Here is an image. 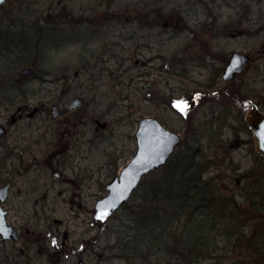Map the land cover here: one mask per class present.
Returning <instances> with one entry per match:
<instances>
[{
	"label": "rangeland",
	"instance_id": "374dc122",
	"mask_svg": "<svg viewBox=\"0 0 264 264\" xmlns=\"http://www.w3.org/2000/svg\"><path fill=\"white\" fill-rule=\"evenodd\" d=\"M8 28L22 44L0 53V123L8 127L0 134V185L14 177V168L30 170L16 175L4 203L20 238L4 242L0 256L22 264H76L80 257L91 264H191L156 248L129 251L128 207L102 225L93 217L105 184L136 151L138 120L152 115L184 142L200 140L209 161L205 177H215L220 190L250 212L245 241L219 234L212 258L202 264H259L264 255L253 243L264 240V156L242 120L247 100L264 105V0H7L0 5V29ZM233 51L252 58L230 83L219 73ZM26 66L32 75L20 74ZM76 95L85 100L76 112L89 115L92 140L81 145L84 158L71 153L66 173L77 169L91 177L71 198L59 192L51 172L33 165L54 148L47 144L52 133L74 128L51 116L52 104L66 109ZM177 99L188 101L187 114L173 105ZM25 104L43 107L8 124ZM91 117L109 126L99 128ZM253 182L262 192L249 204L240 191Z\"/></svg>",
	"mask_w": 264,
	"mask_h": 264
},
{
	"label": "trees",
	"instance_id": "16d2710c",
	"mask_svg": "<svg viewBox=\"0 0 264 264\" xmlns=\"http://www.w3.org/2000/svg\"><path fill=\"white\" fill-rule=\"evenodd\" d=\"M51 28L45 30L51 31ZM34 29L40 31L41 26ZM17 41H11L7 46L19 47L22 43ZM29 44L31 49L39 48L35 42ZM203 146L198 139L183 140L167 163L146 176L131 201L124 204V209L129 208L130 216V232L126 233L125 244L129 251L146 249L139 252L143 253L156 248L168 258L202 264L206 258H212L210 253L217 247L213 239L219 234L227 237L235 234L238 243L245 241L242 238L246 225L244 217L249 211L242 209L234 194L223 193L215 177H205L209 161ZM255 183L243 185L240 191L249 204L257 201L256 195L262 192ZM250 192H253L251 196ZM169 244H172L170 248ZM253 247L259 255H264L260 251L264 248V240L260 245L254 241ZM257 262L264 264V257H258ZM0 264L22 263L4 255L0 256Z\"/></svg>",
	"mask_w": 264,
	"mask_h": 264
},
{
	"label": "water",
	"instance_id": "95a60500",
	"mask_svg": "<svg viewBox=\"0 0 264 264\" xmlns=\"http://www.w3.org/2000/svg\"><path fill=\"white\" fill-rule=\"evenodd\" d=\"M5 0H0L2 4ZM249 56L243 52H234L226 67L224 77L232 78L237 72L242 71ZM30 68L22 70L23 75L30 74ZM83 102L81 97H75L70 104V108ZM251 103L246 120L253 131L257 150L264 155V107L260 108L257 104ZM37 109L35 108L34 111ZM53 115L56 116L60 111L58 105L52 107ZM106 123V122H105ZM105 126V124H103ZM4 132V127L0 125V133ZM137 150L131 160L122 168L119 174L107 183V194L97 200L95 205L94 217L103 222L109 218L137 188L143 176L166 163L169 156L180 143V135L175 130L166 127L159 119L153 116H145L140 119L136 131ZM9 184L0 187V244L6 239H16L18 233L16 228L8 224L6 220L7 210L3 208L1 202L8 195ZM101 219V214L105 213ZM78 264H88L83 259Z\"/></svg>",
	"mask_w": 264,
	"mask_h": 264
},
{
	"label": "flooded vegetation",
	"instance_id": "af4514ba",
	"mask_svg": "<svg viewBox=\"0 0 264 264\" xmlns=\"http://www.w3.org/2000/svg\"><path fill=\"white\" fill-rule=\"evenodd\" d=\"M226 62L224 64H226ZM42 107L43 105L40 106V110H42L41 109ZM27 110H28V107L24 108L23 116L26 114ZM77 115L79 114L76 112V109H73V110H68L67 108L62 109V113L58 117L62 116L61 120L64 121L68 125H74V128L69 127V128H63L62 130H58V137H56L55 134L52 133L50 136L51 139L47 140V144L49 146H54V148L52 149L50 153L45 155L42 159H38L35 157L34 158L35 163L33 165V167H35L36 170H39V168H43L44 170H48L49 172H51L52 178H53L52 180L54 181V184L56 182H60V184L62 185L63 189L59 190V192L61 193L63 191L64 192L66 191L71 196V198L72 196L80 193L79 191H77V189L81 187V183L84 182L85 178L89 180L91 177V175H89L87 171L86 173L82 171H78L73 165H72L73 166L72 169L74 168L76 169V171L72 173V176H69L66 173V169L69 166H65V162L67 164L68 161H71L69 159V157H72L71 153H73V151H76V153H79L78 156H74L73 159H76L80 156L84 158L81 145L82 144L88 145L90 144V141L92 140L91 137L87 135L88 121L86 120V118L89 115L81 114L79 115V117H77ZM23 116H20V117H23ZM91 119L96 124V119H101V118L91 117ZM12 120H13V124H15V122L17 121L15 116L12 117ZM78 127L82 129H77ZM7 132H8V128H7ZM61 161H64V162L61 163ZM37 165H40V166H37ZM29 170H30V166H26V167L21 166L18 169L14 168V170L12 171L14 177L12 179H8L7 181L10 183V189L15 185L14 180L16 178V175L19 172L21 173L29 172ZM48 183L52 184L50 181H48ZM10 196L11 194L9 191V195L7 199H9ZM17 228L20 232V228L18 226ZM64 235L66 236V234Z\"/></svg>",
	"mask_w": 264,
	"mask_h": 264
},
{
	"label": "snow or ice",
	"instance_id": "6c2138e0",
	"mask_svg": "<svg viewBox=\"0 0 264 264\" xmlns=\"http://www.w3.org/2000/svg\"><path fill=\"white\" fill-rule=\"evenodd\" d=\"M172 103L180 112L187 114V110L190 107L187 100L177 99V100H173ZM105 214H106V212L101 214L100 218L103 219ZM0 227H2V221H0ZM55 243H56V241L53 240V244H55Z\"/></svg>",
	"mask_w": 264,
	"mask_h": 264
}]
</instances>
